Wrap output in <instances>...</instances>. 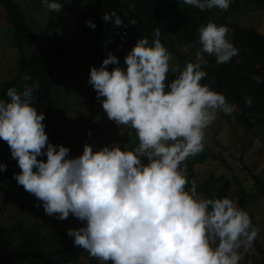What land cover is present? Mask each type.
Masks as SVG:
<instances>
[{
	"label": "clouds",
	"instance_id": "1",
	"mask_svg": "<svg viewBox=\"0 0 264 264\" xmlns=\"http://www.w3.org/2000/svg\"><path fill=\"white\" fill-rule=\"evenodd\" d=\"M86 1L93 6L82 22L73 16L52 20L49 11L59 12L62 4L41 0L46 15L37 16V20L45 19L40 18L43 24L36 26L47 24L50 36L56 30L53 43L61 46V67L71 66L73 53L90 49L86 31L95 28L94 20L99 21L102 2ZM181 2L206 11L227 10L231 0ZM65 3L74 12L84 7L82 0ZM102 21L116 28L123 23L114 11L104 12ZM129 24L135 25L136 20ZM228 31L213 21L201 25L195 60L179 71L178 66L170 69V54L160 40L159 28L153 30L151 42L147 37L136 41L124 57L126 68L107 69L106 65L118 63L112 53L99 67H90L88 83L96 98L103 97L100 103L108 119L134 130L137 142L133 147L113 143L93 151L85 143L82 154L71 157L67 146L48 141L44 113L37 112L33 103L38 80L20 90L8 87L6 98H0V140L7 142L17 161V184L42 202L45 214L64 220L71 213L83 221L81 227H69L67 235L74 246L101 264H239L240 250L251 247L258 235L248 211L228 196L199 197L196 181L188 179L183 163L203 150L204 130L218 112L236 110L223 93L202 83L207 75L201 65L202 61L207 64L203 54L214 56L217 64L237 55ZM33 40L29 43L32 51L45 40L44 32L38 29ZM9 64L11 74L6 81L16 71ZM170 70L178 74L166 84ZM253 79L262 83L258 75ZM4 84L0 78V91ZM244 103L250 107L252 98L244 97ZM41 154L46 160L38 159ZM5 170L6 164L0 163V172Z\"/></svg>",
	"mask_w": 264,
	"mask_h": 264
},
{
	"label": "trees",
	"instance_id": "2",
	"mask_svg": "<svg viewBox=\"0 0 264 264\" xmlns=\"http://www.w3.org/2000/svg\"><path fill=\"white\" fill-rule=\"evenodd\" d=\"M65 1L59 0L62 4L59 12L49 11L52 20L63 21L72 19L73 16L83 22L88 10L93 6L92 1L82 0L84 7L74 12ZM101 2L97 14L99 21L94 20L95 28L86 31V41L89 42L90 49L87 53H73L71 66L64 68L61 67L63 59L61 46L53 43V33L55 34L56 30L50 33V36L46 31L47 24L36 26V23L43 24L40 19L43 17L40 16L37 20V16L46 15V12L41 10L43 6L41 0L36 3L0 0V47L8 45L10 48L7 54L12 49L18 52L15 74L3 85L0 98H6L5 91L8 87L20 90L23 85H31L38 80L39 88L33 93L35 96L33 103L37 112L44 113L43 123L48 141L64 143L69 148L68 155L76 156L75 153L72 155L67 134H61L57 128L58 118L66 110L72 112L76 109H86L89 112L103 110L100 103L103 97L100 100L96 98V92L91 84L82 90H78L79 82L73 84V87L70 85L75 77L84 75L85 62L83 64L82 58L92 66L99 67L105 56L112 53L118 58V63L106 65L107 69L111 71L117 66L126 68L124 57L136 41L147 37L151 42L153 30L159 28L160 40L172 55L179 71L186 62L195 60V53L200 48L198 29L208 21L227 26L229 29L227 38L238 49V53L228 62L221 64L215 62L214 56L203 54L207 64L202 61L201 65L207 75L202 79V83H208L210 87L223 93L230 103L236 105V110L231 114L218 113L228 123L232 120L237 121V126L244 131L243 138L248 137L252 141L264 137V33L252 25H243L238 21V17L243 14L261 12L264 15V0H231L227 10L212 8L206 11L183 4L181 0H101ZM113 11L123 21L119 28L102 21L104 12ZM132 19L136 20L135 25L129 24ZM38 29L44 32L46 42L42 41L32 51L29 43H34L33 34L37 33ZM99 29L100 32L96 33ZM184 46L188 48L182 49ZM78 60L79 64L76 65ZM7 61L8 69H11L9 63H13V59ZM176 74L178 72L173 73L170 70L165 83L170 82ZM256 75L261 77L262 83L255 82L253 76ZM77 91L80 94H75ZM84 91L88 93L86 99L82 95ZM246 96L252 98L253 103L250 107L244 103ZM61 97L63 101L60 100ZM136 142L134 130L126 128L118 143L121 147L126 143L133 147ZM92 149L96 151L99 148ZM38 159L41 157L38 156ZM240 160L243 169L248 171L250 183H243L235 172L229 176L215 173L214 167H209L210 170L207 172L203 170L202 167L209 161L220 162L232 169L225 159L216 154L205 142L201 152L187 158L183 163L187 166L188 179L196 181L197 195H201L202 198L228 196L239 207L248 211L253 225L257 226L252 214V205L264 197V177L258 175L250 164L246 163L243 155L240 156ZM0 163L6 164V170L0 172V264H101L96 258L90 257L86 250L73 245L72 237L67 235L68 228H63L56 222L48 224L43 221L42 215L45 212L42 203L24 207L30 201L21 200L20 195L30 193L14 179V173H18L20 169L16 159L11 157L9 146L4 140H0ZM9 201L20 203L22 209L27 211L29 216L32 215L34 221L29 218L13 222L10 214L2 217V209H5ZM69 215L72 216L71 213ZM77 221L84 223L79 219ZM253 245L258 255H250L248 249H241L243 257L239 264H245L248 260L255 264H264V248L257 237Z\"/></svg>",
	"mask_w": 264,
	"mask_h": 264
},
{
	"label": "rangeland",
	"instance_id": "3",
	"mask_svg": "<svg viewBox=\"0 0 264 264\" xmlns=\"http://www.w3.org/2000/svg\"><path fill=\"white\" fill-rule=\"evenodd\" d=\"M238 21L243 25L254 26L260 32L264 33V15L263 13H254L248 15H240ZM191 47V46H189ZM10 47L5 45V47H0V78L2 83L7 80L6 76L11 74V69H8V61H11L13 56V67L16 69L17 65V52L15 49H12L8 54L6 53ZM188 46H184L182 49H186ZM6 50V52L4 51ZM14 53V55H13ZM83 60V70L84 75L75 77L70 83L73 87V84H78V90L85 89L88 85V78L90 67L92 66L85 58ZM170 69L175 65V62L170 55L169 61ZM2 73V74H1ZM9 79V78H8ZM67 86V84H65ZM89 88V87H88ZM86 91V90H85ZM82 94L86 99L88 93ZM75 94H80L79 91ZM63 101V97L60 98ZM62 116V117H61ZM237 121L232 120L231 122H226L219 113L217 114L216 120H214L205 130H204V142L205 144L213 149L216 154L220 155L225 159L228 166L227 168L224 164L220 162L209 161L206 162V165L202 167L206 172L209 167H214V171L217 174H227L232 175L233 172L238 174L241 177V181L245 184L250 183V178L247 175L245 169H242V161L240 156L243 155L246 163L250 164V167L254 171L264 177V137L256 138L250 140L248 137L243 138V130L237 126ZM57 128L59 132L63 135L67 134L68 142L72 148V155L78 156V151L82 154L83 146L85 143L90 144L92 148H101L105 145H111L113 143H118L120 138L127 127L123 125H117L114 121L108 119L104 110H95L89 112L86 109H76L74 112L66 110L58 118ZM56 145H60L59 141H50ZM74 144V145H73ZM76 145V146H75ZM76 148V150H75ZM41 159L46 160V156L41 154L39 155ZM75 157V156H73ZM204 172V171H202ZM201 172V173H202ZM201 197V195H198ZM20 199H28L30 202L25 204L24 207L29 205H39L42 202L38 201L34 195L22 194ZM20 203L9 201L5 209H2V217L10 214V219L15 222L16 220L31 218L32 215H28V212L22 209L19 205ZM252 214L256 220L257 227L259 228L258 235L256 236L260 245L264 248V197H261L258 201L252 205ZM42 219L46 223L56 222L63 228H78L83 225L77 221V218L69 215L66 219L60 220L57 219L55 215L43 214ZM31 221H34V218H31ZM248 253L258 255L256 247L251 245L248 248ZM243 257V256H242ZM241 257V258H242ZM249 260L245 263L247 264ZM253 262V261H252ZM108 264H111L109 261Z\"/></svg>",
	"mask_w": 264,
	"mask_h": 264
},
{
	"label": "built area",
	"instance_id": "4",
	"mask_svg": "<svg viewBox=\"0 0 264 264\" xmlns=\"http://www.w3.org/2000/svg\"><path fill=\"white\" fill-rule=\"evenodd\" d=\"M248 171L246 170V173H247ZM247 264H255V263H253L252 261H249Z\"/></svg>",
	"mask_w": 264,
	"mask_h": 264
}]
</instances>
